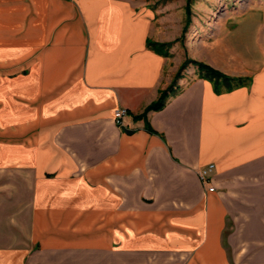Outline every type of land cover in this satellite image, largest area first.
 Listing matches in <instances>:
<instances>
[{
    "label": "crops",
    "instance_id": "1",
    "mask_svg": "<svg viewBox=\"0 0 264 264\" xmlns=\"http://www.w3.org/2000/svg\"><path fill=\"white\" fill-rule=\"evenodd\" d=\"M145 18L0 0V264H264V67L139 117L169 83Z\"/></svg>",
    "mask_w": 264,
    "mask_h": 264
},
{
    "label": "rangeland",
    "instance_id": "2",
    "mask_svg": "<svg viewBox=\"0 0 264 264\" xmlns=\"http://www.w3.org/2000/svg\"><path fill=\"white\" fill-rule=\"evenodd\" d=\"M128 1L146 16L145 30L158 33L153 39L168 43L164 76L173 89L200 75L194 61L214 62L245 83L264 67V0ZM259 81L264 85V75ZM17 196L23 200L22 189Z\"/></svg>",
    "mask_w": 264,
    "mask_h": 264
},
{
    "label": "trees",
    "instance_id": "3",
    "mask_svg": "<svg viewBox=\"0 0 264 264\" xmlns=\"http://www.w3.org/2000/svg\"><path fill=\"white\" fill-rule=\"evenodd\" d=\"M188 1H191V0H188ZM148 44L154 48L155 50H157L159 53L163 54V55H166L167 56V51L164 49L165 46L168 45V43H158V42H153V41H148ZM190 61V60H188ZM186 62L184 64H182V66L180 67V69L184 68L185 65H186ZM194 63L196 64L197 66V69H198V72L201 76L203 77H206L210 80H213L215 81V83H223L225 86L229 87L230 85L232 84H237V83H241L242 81V78H234V77H231L223 72H221L220 70L210 66L209 64L205 63V62H200V61H194ZM175 89L171 88V86H167L165 89L161 90L160 93H159V96L158 98L152 102L151 104H149L145 110L143 111L142 114L139 115V117H145L146 116V113L150 110H159L161 109L165 103H166V100L167 98L172 95L173 93H175ZM147 129L149 131H153L151 129L150 126L147 125Z\"/></svg>",
    "mask_w": 264,
    "mask_h": 264
},
{
    "label": "built area",
    "instance_id": "4",
    "mask_svg": "<svg viewBox=\"0 0 264 264\" xmlns=\"http://www.w3.org/2000/svg\"><path fill=\"white\" fill-rule=\"evenodd\" d=\"M127 115H128V111L123 107H119L115 109L113 118L118 125H122L124 124ZM213 167H214L213 164H209L206 168L199 171V178L201 179L202 182H205L210 178V173L213 170ZM213 189L214 187H209V190H213Z\"/></svg>",
    "mask_w": 264,
    "mask_h": 264
}]
</instances>
